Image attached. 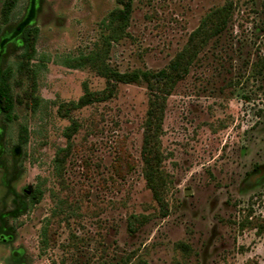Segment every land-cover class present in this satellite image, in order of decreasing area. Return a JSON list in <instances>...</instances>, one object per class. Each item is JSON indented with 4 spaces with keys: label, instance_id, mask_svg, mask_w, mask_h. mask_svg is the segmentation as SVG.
Returning <instances> with one entry per match:
<instances>
[{
    "label": "rangeland",
    "instance_id": "374dc122",
    "mask_svg": "<svg viewBox=\"0 0 264 264\" xmlns=\"http://www.w3.org/2000/svg\"><path fill=\"white\" fill-rule=\"evenodd\" d=\"M7 1L0 75L14 70L17 105L11 122L0 111V264H264V0H133L127 21L114 15L119 0H17L6 15ZM224 7L227 29L166 101L164 216L144 177L146 83L59 109L103 91L105 66L167 70ZM26 28L39 30L31 76L16 70ZM133 215L148 218L136 233Z\"/></svg>",
    "mask_w": 264,
    "mask_h": 264
},
{
    "label": "trees",
    "instance_id": "16d2710c",
    "mask_svg": "<svg viewBox=\"0 0 264 264\" xmlns=\"http://www.w3.org/2000/svg\"><path fill=\"white\" fill-rule=\"evenodd\" d=\"M133 0H119L124 6L122 10L115 11L117 19L127 21L132 8ZM17 0H8L4 5V13L8 15L16 6ZM231 18V8L224 7L217 9L207 15L200 26L190 35L187 47L181 51L170 63L167 70L157 73L136 71L122 74L110 67L105 66L101 72L106 79V88L100 92H91L86 90L78 102L65 103L60 106V113L67 117L72 109H77L95 102H104L111 99L117 90L119 84H132L145 82L150 94V106L146 128L144 131V140L142 148V160L144 163V177L147 187L151 190L153 198L160 207L161 213L168 214L169 205L166 200L167 182L161 171L163 155L160 149L159 132L161 130V121L164 115L167 98L173 93L177 83L184 80L190 72V66L193 59L198 54L203 43L209 39L222 34L228 27ZM38 28H26L21 33L22 52L20 61L17 63V72L20 75H28L34 72L32 60L36 57V42L38 38ZM83 60H74L71 63L73 67L83 66ZM14 76V70L8 66L0 75V111L6 121L11 122L15 118L16 100L13 93L11 80ZM19 103V102H18ZM74 122L67 130L70 137V131H76ZM28 141V129L25 126L20 127L19 142L24 145ZM34 200H39L40 192L36 190L32 194ZM148 222V218L143 215H133L129 220V230L136 233ZM139 264H148L141 261Z\"/></svg>",
    "mask_w": 264,
    "mask_h": 264
}]
</instances>
